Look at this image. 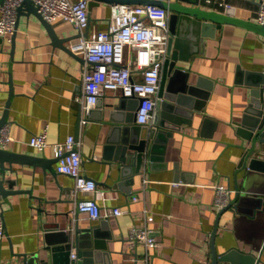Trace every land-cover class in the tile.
Wrapping results in <instances>:
<instances>
[{
    "label": "crops",
    "instance_id": "1",
    "mask_svg": "<svg viewBox=\"0 0 264 264\" xmlns=\"http://www.w3.org/2000/svg\"><path fill=\"white\" fill-rule=\"evenodd\" d=\"M228 3L236 17L257 21L260 0ZM89 7L87 33L105 28L112 4L101 1ZM52 24L61 37L79 33L67 20ZM18 26L14 53L12 41L0 36V118L10 99L11 64L14 79L8 117L14 138L6 147L45 156L49 167L14 163L13 171L7 173L5 185L21 191L8 197L0 195L8 232L0 243V264H22L24 254L31 256L43 249L50 237H60L57 232L105 222L104 229L114 234L108 239L107 252L112 264H211L214 250L219 257L230 248L240 249L234 254L236 258L246 254V264H264V208L254 211L242 205V211L232 207L218 210L214 205L215 184L229 186L235 200L244 180L242 158L250 143L239 135L236 123L253 102L252 84L264 80V35L260 31L231 22L221 28L208 27L204 35L193 27L187 30L184 51L191 57L180 63L193 79L205 77L202 89L211 85V92L203 110L176 102L183 111L176 112L180 121L172 128L155 123L156 110L151 123H139L136 97L123 99L114 91L105 92L94 112L96 117H88L77 99L82 97L85 60L55 46L37 16L22 15ZM121 99L122 117L132 111V126L146 133L156 128L160 137L154 141V153H146L141 172L132 177L128 176L135 161L132 158L121 164L124 171L120 168L115 159L118 150L110 141L111 126L99 117L104 114L108 118ZM197 99L194 96L192 103ZM43 130L48 131L51 142L64 140L69 134L81 140L83 169L98 184V193L81 197L96 196L103 213L114 206L124 212L94 220L78 210L76 200L67 194L75 184L74 177L57 171L54 148L49 145L40 150L29 145L31 136ZM169 131L172 135H167ZM256 186L250 185L247 192H257ZM134 225L152 229L156 246L133 247L129 230ZM216 264L231 262L218 260Z\"/></svg>",
    "mask_w": 264,
    "mask_h": 264
},
{
    "label": "water",
    "instance_id": "2",
    "mask_svg": "<svg viewBox=\"0 0 264 264\" xmlns=\"http://www.w3.org/2000/svg\"><path fill=\"white\" fill-rule=\"evenodd\" d=\"M3 1L4 0H0V3ZM101 1L112 5L118 2H134L144 4L157 3L170 9L169 47L166 56L167 58L164 61L162 68L163 76L155 109V123L160 122V124L165 127L176 128L175 123L180 121L176 112L181 113L183 109L176 106V102L203 110L206 99L209 97L211 92V85L202 89L205 77L200 76L199 79H193L190 71L188 69L186 70L184 65L180 63L181 60L187 61L191 57L190 53L184 51L185 47L188 46L186 32L189 28L193 27L196 33L204 35L206 34L208 27L221 28L223 23L231 22L235 24H243L255 30L257 29L264 35V24L236 17L230 7H228L225 11L205 8L201 5V0H91L90 4H98ZM17 9V30L19 28L18 25L20 23L21 16L25 15L28 17L33 14L39 18L43 25L46 26L50 34L51 41L55 46L65 49L78 59L85 60L83 57L80 58L66 44V41L73 39L75 36H80V33H78V35L61 37L55 26L44 18L33 0H24ZM17 30L12 35L11 40L13 44V53L15 51ZM85 34H87V31ZM9 79L11 83L10 99L4 110V115L0 118V128L9 122V109L12 102V95L14 93L12 64L10 66ZM252 86L253 88H251V90L254 96L253 102L247 107L242 120L236 123L239 135L243 137L244 141H248L250 143L249 146L246 147L245 154L242 158V169L246 172L241 185V190L236 195L237 199H233L232 202L226 206V208L232 207L235 210L237 209V211L244 210L241 208L242 205L248 210L254 209V211H256V209L259 210L264 208V80L260 82L258 81L252 84ZM194 96H198L196 103H192ZM122 97H124L123 99L130 98L127 96ZM123 99H121V102L118 103L117 106H114L115 109L110 110L108 118L106 116L104 118V114H101L99 117L103 118L104 122L111 126L110 141L118 150V154H116L115 159L119 162L120 168L124 171V167H122L123 163L132 160V158L133 161H135L133 162V164H135V169L128 176L132 177L133 175L141 172L146 153L149 151L154 153V141L159 140L160 137L156 136V128L146 133L143 129L132 126L134 120L132 111L128 113L127 116L122 117V111L120 110H122L121 108L124 106L122 103ZM136 100L138 104L140 99L136 98ZM100 105L101 98L97 106L91 109L87 116L96 117L94 112L96 108L100 107ZM160 115L162 117L161 121ZM171 119L174 120L173 123H169L168 120ZM167 135H172V131H169ZM151 140H153V143L151 144L152 146L150 145ZM14 163H29L34 165L40 164L42 166L49 167V160L45 156L18 152L16 150L3 147L0 144V195L4 197H8L12 193L21 191V189L14 190L5 185L7 173L9 171H13L12 165ZM255 184H257L255 189L258 191L249 194L247 192L248 190H251L249 186ZM226 208L222 210H226ZM104 228H107L106 222L102 224V226L91 225L86 228H82L77 225L76 229L70 228L69 231L57 232L60 237H50V239H48V244L43 247V249L34 252L31 256L24 254V259L21 263L112 264L111 260H109L107 252L109 249L108 239L114 238V234L111 229L108 230ZM73 247L76 248L75 257L72 256ZM238 250L240 251V249ZM238 250L230 248L228 252L220 255L219 257L216 250H214V260L211 264H216L218 260L221 262L230 261L231 264H246V254H242L239 258L234 256ZM106 255L107 257H105Z\"/></svg>",
    "mask_w": 264,
    "mask_h": 264
},
{
    "label": "built area",
    "instance_id": "3",
    "mask_svg": "<svg viewBox=\"0 0 264 264\" xmlns=\"http://www.w3.org/2000/svg\"><path fill=\"white\" fill-rule=\"evenodd\" d=\"M23 1L4 0L0 3V36L9 41L17 30V8ZM33 1L49 22L67 20L81 34L69 47L82 56L86 63L82 72V97L77 98L82 110L88 114L97 106L105 92L114 91L130 98H139L137 120L141 124L151 123L169 47L170 9L157 3L118 2L112 5V13L105 28L85 34L90 27L91 0ZM201 3L217 11H223L229 5L228 0H201ZM256 20L264 24V0H260ZM13 138L8 123L3 125L0 128V144L6 147ZM28 142L40 150H45L49 145L54 148L58 158L57 171L74 177L75 184L67 194L76 200L78 210L88 213L94 220L124 212L122 207L114 206L103 213L96 196L81 197L85 193H98V184L83 169L81 140L75 134H69L64 140L51 142L48 131L43 130L33 134ZM145 181L149 182L147 178ZM214 187V205L216 209L222 210L233 200L232 189L221 183ZM134 199L138 198L134 196ZM129 234L133 247L143 244L148 249L157 244L152 229L146 225L132 226ZM6 236L8 232L4 220V206L0 202V243ZM72 256L75 257L76 253L72 252Z\"/></svg>",
    "mask_w": 264,
    "mask_h": 264
}]
</instances>
